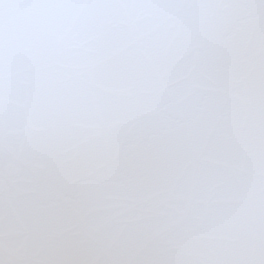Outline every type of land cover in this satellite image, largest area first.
<instances>
[{
  "label": "snow or ice",
  "instance_id": "6c2138e0",
  "mask_svg": "<svg viewBox=\"0 0 264 264\" xmlns=\"http://www.w3.org/2000/svg\"><path fill=\"white\" fill-rule=\"evenodd\" d=\"M0 264H264V0H0Z\"/></svg>",
  "mask_w": 264,
  "mask_h": 264
}]
</instances>
